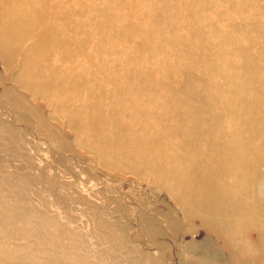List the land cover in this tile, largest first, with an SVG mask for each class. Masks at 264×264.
<instances>
[{
  "label": "rangeland",
  "instance_id": "obj_1",
  "mask_svg": "<svg viewBox=\"0 0 264 264\" xmlns=\"http://www.w3.org/2000/svg\"><path fill=\"white\" fill-rule=\"evenodd\" d=\"M28 1L33 6L27 10L36 12V0ZM83 3L104 12L97 14L105 16L101 23L107 34L119 32V67L139 62L113 88L126 90L140 66L145 77L148 72L149 89L177 98L176 109L197 108L203 127L214 117L228 119L234 130L260 114L262 121L256 123L261 128L234 141L253 154L225 158L229 149L239 151L229 135L220 142L217 135L202 139L183 131L186 116L179 119L176 135L166 136L164 126L166 139L156 144H141L148 128L133 137V146L121 147L119 138L103 137V132L88 138L71 124L70 107H53L54 94L47 97L37 91L31 75L23 77L25 53L35 43V38L26 41L30 36L25 40L27 29L52 23L24 25L17 12L18 18L13 15L8 22L22 33L11 46L20 52L17 57L7 56L11 33L0 28V264H264V0H74V5ZM54 4L41 0L47 13ZM68 27L65 23L73 32ZM80 53L111 81L114 71L96 53L89 48ZM135 83L132 88L138 89ZM235 89H241L239 103H233L234 97L239 100ZM137 96L149 102L143 93ZM121 100L127 106L133 101ZM83 103L87 101L81 108ZM99 103L98 113L122 115V108L106 112ZM124 123L108 125L112 130ZM188 130L196 128L190 123ZM182 132L188 134L180 137ZM216 140L219 145L206 142ZM153 152L180 162L171 172L159 166L160 159L153 166ZM120 153H137L133 166L124 157L120 161ZM141 155L149 162L136 168L134 164L142 165ZM242 155L248 174L236 186L227 180L236 167L232 159ZM208 177L219 187L210 185Z\"/></svg>",
  "mask_w": 264,
  "mask_h": 264
},
{
  "label": "bare ground",
  "instance_id": "obj_2",
  "mask_svg": "<svg viewBox=\"0 0 264 264\" xmlns=\"http://www.w3.org/2000/svg\"><path fill=\"white\" fill-rule=\"evenodd\" d=\"M42 3L44 5H47V1H43ZM84 4L85 3L74 5V0H55V4L53 5V7L52 8L48 7L49 13H47V9L45 8V6L41 5V0H36V4L33 7V9H37L35 10L36 12L27 10L28 8H32L33 6V4L28 0H0V15L4 17V21L1 20L0 28L1 30L7 29L8 31L7 30L4 31L11 33L9 42L7 46H5L4 48L5 52L8 51L7 56L14 57V55L17 54L16 55L17 57L20 52L16 53V51L11 46L16 44L15 37L22 36V33H20L19 31H14L12 24L8 23L13 21L11 17L15 15L16 18L17 17L16 14L17 12H19L20 13L19 19L24 25H26V23L28 25L31 22L40 24L47 20L51 21L52 23L51 26L47 28H44L41 25L38 26L35 25V27L37 26V28L27 29L26 31L27 36H25V40L28 36H30V38L26 41H30L35 38L34 39L35 43L25 53V61L23 59L24 64L22 68V75L23 77H27L28 75L32 76L31 81L32 83L37 84L34 85L35 87H37V91L42 92L44 95L49 94L50 97H52L51 92L54 94V100H51V104L53 105V107L60 109L62 108L63 110L67 106L70 107L71 124H75L77 129H80L81 132H83L84 134L87 133L86 136L88 138L95 139L98 136V134L102 135L103 132V137L112 134V138H119V146L121 147L123 145H129V144L133 146L135 138L137 139V137L140 136L146 128H148L149 133L148 134L146 133L145 137L142 138L141 144H146L147 142L156 144L158 142L163 141L161 140V138H164L162 134V130L164 126L165 127L168 126V130L166 131L168 134L165 133L166 136L170 135L171 133H173L172 136L176 135L175 133L177 130L175 131V129L179 128V124H178L179 119L185 118V116L187 117L186 122L184 121L185 124L182 125L185 128L181 130L193 134H195L194 132H196L198 133V136L202 137V139L203 137L205 138L206 136L217 135V138L221 139L220 142L225 139V137L224 139L222 137L224 135L227 136L229 135L230 139H232V141L234 142L237 139H241L244 136V133L248 134L253 131L256 132V129L259 128L260 125L257 126L256 121H260V120L262 121V117L260 116V114H256V113H255V119L250 124H246V126L240 125L241 127L235 125V127L236 126L238 127L234 130L230 128L232 127L231 125L229 127L228 119L226 120L222 119L221 121H218L214 117H211L208 120V123H211L209 126L203 127L205 123L199 125L201 119V114L199 110L195 107L184 108L182 110L174 108L176 107L177 98H174L171 94L168 93L157 94V92H154L153 90L149 89L148 85H146L147 82H149L148 72L146 73V77H145L144 72H142L140 69L141 68L140 66L136 68V65H134V68H136L137 71L135 72L133 71L134 74L129 79V83H127L125 88L126 90H121L123 89L121 87L113 88L112 85L118 84L120 81H122V78L128 76L130 72L129 68L135 62L138 61L133 60L130 64H125V68H124V63H121L119 67V63H120L119 32L117 31L115 33L107 34L104 30L107 26L101 23V21L104 23L105 16L101 18L97 14V13L104 14V12L103 11L98 12L95 10L96 8L86 9ZM66 6L68 8H66ZM40 8H42L43 10L40 11ZM91 9H93V11ZM199 13H201V11ZM93 22L97 23V25L93 24ZM65 23L69 24V27L73 26V32L71 31L69 32L68 30L65 29ZM196 24H198V22ZM31 26L32 25H30L29 27ZM59 26H61V28H59ZM57 29H60L61 33L59 32L58 34H55V31ZM34 34H37L36 37H34ZM22 47H24V45ZM86 48H89L91 51L96 53V57L97 59H99L102 65L104 66L106 65L109 67V69H112L114 71L112 75L108 74L110 75L113 84L109 79H107L106 77L104 78L101 75V72H99L93 65L89 63L90 61L87 62L86 59H82L79 56V54L82 56L80 52L85 51ZM31 52L35 53L36 59H34L35 57L32 56ZM78 60H80L79 63H77ZM142 65L143 68L147 66V64L144 62ZM71 74L72 76H70ZM125 74L126 76H124ZM69 77H72V80L67 81ZM135 81H137V84H140L142 86L139 87L140 85H138V89L137 88L133 89L132 87L136 84ZM140 82H142L143 84H141ZM234 86L239 88L238 85L234 84ZM139 92L143 93L145 97H148L149 99L148 103L144 102L143 100L144 98H142V96L136 97V95ZM239 92L241 93V89H235L234 95L238 96L239 100L236 101L234 97L233 103L241 102L240 99L242 98H240ZM34 94L35 93H33V95ZM47 97L45 96V98ZM122 97L124 98L128 97L133 101L127 106L126 104L122 103L121 100ZM83 101H87V103L85 104L83 103L84 105L81 108L80 105ZM99 101H102V103L104 104V105L102 104V106L108 108L106 112L111 111L112 113H115L116 109L122 108V115H120L118 118L115 115L112 116L108 114L105 115L98 113L99 110L101 109V105ZM140 103H144V104L141 105ZM131 105L135 107L137 112L135 111V109L132 110ZM124 111H126V113H124ZM147 111L149 112L148 114L146 113ZM84 113L85 114L88 113L89 117L85 118L86 115H84ZM140 115L141 116L146 115V117L141 119L139 117ZM121 120L125 121V123L124 125L121 124L120 128L114 127V129L112 130L109 128L108 124L119 123V121ZM190 123L192 124L193 129L196 128V130H191V131L188 130ZM261 124L262 127H264L263 122ZM150 126L151 128H149ZM99 127L100 130L98 131L100 132L99 133L98 131L95 132V130ZM188 133L182 132L180 137H183L185 134ZM158 134L161 135V137ZM122 135L123 137L126 136L128 137L132 136V137L129 139H121L120 136ZM229 137L227 139H229ZM165 139L166 138H164V140ZM187 139L190 142H194L196 140L193 137H189ZM202 139H199L200 143L198 144H202L201 142ZM96 141L97 139L94 142ZM217 141L218 140L206 141V142L209 146H215V145H219ZM234 143H235V147L239 151L232 153L231 149H229L230 152L223 153L225 158H233L236 155H241L244 153H246L248 156H251V154H253L250 150L251 148L248 149L247 147H245L246 149H244L241 145L237 144L238 142H234ZM187 148H189V146ZM158 151H160V153H164L161 150ZM160 153L153 152L150 155L149 157L150 159L154 158L153 160L154 162L150 161V164L154 166L157 164L156 160L160 159L161 162L158 163L159 166L164 164L165 168H168L170 172L173 171L172 166H177V163L180 162V160L172 156H169L166 159L164 156L168 154L166 153L160 154ZM136 154L137 153H132L131 155H128L126 153H120L119 160L121 161L122 158L124 157L128 159L130 161V164L133 166L132 161L133 159H136L133 158V156ZM137 157L139 158V156ZM162 157L165 158L164 162L162 161ZM241 159L243 160L241 161ZM141 162L142 165L139 166L137 164H134L135 167L144 168L145 164H147L149 161H145L141 155ZM231 162H232L231 163L232 166H236V167H234L235 170L233 177L227 180L228 183H232L233 185L236 186L245 183L249 168V164L246 161V157L242 155L241 157L232 159ZM176 174L183 175L185 177L184 171H179ZM235 178L238 179L237 184H234ZM207 180L210 183V185L212 183H215L216 186H214V188L219 187V184L214 177H208ZM203 189H204L203 190L204 193L205 188ZM245 212L249 214L250 209L246 208ZM254 227L257 228L256 226Z\"/></svg>",
  "mask_w": 264,
  "mask_h": 264
}]
</instances>
